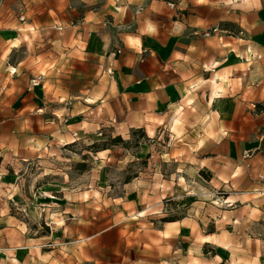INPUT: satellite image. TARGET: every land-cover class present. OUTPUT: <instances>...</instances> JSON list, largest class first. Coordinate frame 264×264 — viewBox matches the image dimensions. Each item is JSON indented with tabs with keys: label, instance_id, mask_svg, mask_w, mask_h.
Returning a JSON list of instances; mask_svg holds the SVG:
<instances>
[{
	"label": "crops",
	"instance_id": "obj_1",
	"mask_svg": "<svg viewBox=\"0 0 264 264\" xmlns=\"http://www.w3.org/2000/svg\"><path fill=\"white\" fill-rule=\"evenodd\" d=\"M100 130L166 136L162 161L187 157L209 173V187L227 190L229 237L264 220V0H2V264H154L152 233L95 211L106 201L95 193L64 194L59 214L50 197L39 200L65 247L44 250L49 237L30 238L11 213L15 170ZM179 174L165 186L181 187ZM170 224L162 247L194 230L184 219ZM239 249L231 241L229 251Z\"/></svg>",
	"mask_w": 264,
	"mask_h": 264
},
{
	"label": "rangeland",
	"instance_id": "obj_2",
	"mask_svg": "<svg viewBox=\"0 0 264 264\" xmlns=\"http://www.w3.org/2000/svg\"><path fill=\"white\" fill-rule=\"evenodd\" d=\"M161 137L151 141L140 132L131 131L124 140L127 148L119 146L118 152L113 153L107 152L113 151L112 146H107L102 152L99 144L113 135L100 130L97 138L86 136L42 163L15 170L21 185L16 191L19 202H11V213L26 223L30 238L49 237L51 242L45 244L44 250L65 247V238L54 240L56 236L51 232L57 221L47 219L44 212L41 214L48 204L39 200L50 197L58 203L49 205L50 212L59 214L65 206L60 202L65 200L64 194L95 193L106 199L93 204L95 211L127 218L132 233L134 230L152 233L154 264H264V220L251 223L245 230H233L229 237L227 190L209 187V173H197L187 157L162 161L168 138ZM146 151L154 154L152 172L151 155ZM176 173L182 176V186L172 189L165 186ZM136 178L139 182L133 185ZM180 219L186 221L185 229H194L193 232L180 238L172 234L166 238L168 246L162 247L159 231L172 227L167 221ZM246 238L251 239V246L243 249L242 241ZM231 241L240 249L230 252ZM130 242L137 240L131 237ZM145 249L149 251L150 246ZM1 253L0 250V264L4 261Z\"/></svg>",
	"mask_w": 264,
	"mask_h": 264
},
{
	"label": "trees",
	"instance_id": "obj_3",
	"mask_svg": "<svg viewBox=\"0 0 264 264\" xmlns=\"http://www.w3.org/2000/svg\"><path fill=\"white\" fill-rule=\"evenodd\" d=\"M141 133V136H144L142 131H138ZM107 146H121L124 148H127L126 141H124L120 136H115L113 138H108L106 141H103L102 143L99 144V148L101 151L105 150ZM0 162H1V157H0ZM175 220H170L167 222H173Z\"/></svg>",
	"mask_w": 264,
	"mask_h": 264
}]
</instances>
